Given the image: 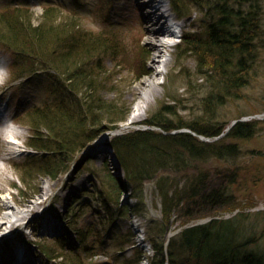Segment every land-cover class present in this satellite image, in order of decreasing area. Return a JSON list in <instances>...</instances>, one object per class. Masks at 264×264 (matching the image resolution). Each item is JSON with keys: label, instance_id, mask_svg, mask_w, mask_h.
<instances>
[{"label": "trees", "instance_id": "1", "mask_svg": "<svg viewBox=\"0 0 264 264\" xmlns=\"http://www.w3.org/2000/svg\"><path fill=\"white\" fill-rule=\"evenodd\" d=\"M40 1L44 10L38 23L32 20L30 6L0 7V39L12 46L18 59L17 71L20 72L15 74V79L42 69L46 71L53 95L44 104L29 109L22 118L33 130L27 144L37 151L42 150L41 154L30 155L25 160L21 179L26 185L31 173L55 177L69 171L75 156L87 143L104 131L119 128L129 114L128 107L103 95L113 85L109 84L110 78L103 74L100 65L107 55L115 54V45L103 38L102 31L79 29L77 21L57 24L55 19L64 15L61 10L63 2ZM109 1L98 0V8L102 9ZM263 2L170 0L181 19L195 11L202 14L198 17L201 29L184 32L177 47L181 53L196 57L198 69L202 71L198 77L208 83L209 89L203 98V117L207 122L180 119L178 127H188L191 131L165 133L139 128L110 136L127 172V180L108 172L109 186L99 189L92 180L91 186L80 192L84 202L80 203L82 208L78 213L81 219L89 213L92 221L87 222L85 218L79 228L76 222H71L77 230L76 243L54 238L49 246L40 244L49 258L60 257L63 264H87L80 251L87 255L91 241L97 245L108 238L120 248L127 243L134 244L135 234L131 228L127 232L131 234L119 233L117 236L115 228L120 225L117 219L129 213H141L142 192L139 189L147 180L155 178L162 169L180 170L193 161L231 160L240 155L241 145L228 142L227 138H249L257 131V121L239 120L220 136L226 127L214 121L215 109L227 96L248 84L257 71L264 47ZM51 68L55 72H50ZM171 107L163 104L144 123L165 130L173 128L166 117V113H173ZM198 134L210 139H201ZM93 173L98 175L97 171ZM207 178L205 173L187 177L181 190L174 193L165 185V179L158 181L164 200L165 227L174 210L186 219L205 216H211V219L184 227L171 236L167 245L165 227L161 232L150 234L154 250L153 256L149 257L150 263L264 264L261 234L251 219L252 213L240 211L229 218L216 217L213 214L216 210L234 208L238 201L229 184L211 187ZM123 190L135 193L139 198L133 208L119 205ZM72 200L77 201L76 198ZM70 204L73 205V201ZM145 257L143 247L136 246L132 258L125 262L139 264Z\"/></svg>", "mask_w": 264, "mask_h": 264}, {"label": "rangeland", "instance_id": "2", "mask_svg": "<svg viewBox=\"0 0 264 264\" xmlns=\"http://www.w3.org/2000/svg\"><path fill=\"white\" fill-rule=\"evenodd\" d=\"M59 1L63 2L61 10L64 15L55 19L57 24L78 22L79 29L97 33L102 31L103 38L115 45V54L107 55L100 65L103 74L110 78L109 84L113 85L103 92L104 97L119 101L128 107L129 117L134 111L135 104L144 98L142 94L144 80H152L153 93L147 98L137 120L131 123L122 122L119 128L104 131L99 140L87 143L75 156L69 171L55 177L31 173L27 176L26 185L21 179L25 160L30 155L41 154L42 150L37 151L27 144L33 130L24 122V115L29 109L53 98V95L48 86L46 71L42 69L36 71L38 73L31 75L27 73L15 79V74L20 72L17 71L16 51L6 41L0 39V117L4 116L0 119V218L8 210L5 198H8L17 209H27L25 213L16 215L12 221L3 219L4 222L0 225V264H20L19 262L26 257L35 264H63L60 257L49 258L39 245L49 246L53 244L54 238L63 239L69 244L76 243L77 230L71 222H76L79 228L85 218L87 222L92 221L89 213L84 219L79 217L78 213L82 208L80 203L84 202L80 192L89 188L93 181H96L97 189L108 187L109 181L106 177L108 172L127 180V172L119 164L110 136L139 128H150L165 133L191 130L188 127H178L180 119L207 122L203 117V98L209 89L208 83L198 77L202 71L198 69L196 57L181 53V49L177 47L184 32L201 29L198 17L202 14L195 11L182 20L178 19V36L172 34L163 36L157 33L152 35L150 27L154 24L146 19V14L151 8L144 5V0H110L102 9L98 8V0ZM166 2L167 7L172 9L170 1ZM7 5L30 6L33 10L32 20L35 23L41 20L44 10L40 0H0V7ZM163 24L161 19L155 26ZM162 39L170 41L171 45L166 51L167 55L162 57L164 62L159 68L153 59L157 52L155 43ZM262 51L261 61L250 82L227 96L224 103L215 109L214 121L227 129L239 120L257 121V131L249 138H227L228 142L233 141L241 145L240 155L231 160L212 158L204 162L193 161L180 170L162 169L155 178L147 180L142 189H139V192H142L140 202L135 193L123 190L118 199L119 205L133 208L139 202L142 203V211L129 213L117 219L120 225L115 228L117 231L115 236L127 233L131 228V232L135 234V242L127 243L120 248L114 246V241L108 238H105L106 243L97 245L91 241L88 244L91 249L87 255L80 251L87 264H126L127 258H132L136 246L143 247L145 251L146 258L141 263L144 264L147 257L154 254L150 234L161 232L166 224L163 213L164 200L159 191L158 181L165 179V185L174 193L181 190L180 187L185 185L187 177L201 173L208 176L211 187L229 184L238 201L234 208L224 207L213 214L219 218H229L240 211L251 212V219L255 221L256 230L261 234L260 246L264 250V47ZM50 72L55 70L51 68ZM142 72L145 74L141 75ZM163 104L172 106L173 113H166V117L173 128L165 130L160 126L144 123L159 111ZM8 126L15 128L13 130L15 132L7 129ZM44 132L47 134V131ZM198 135L201 139H210L203 134ZM12 140L17 143H12ZM105 165L108 167L105 168ZM96 171L98 175H94L93 172ZM73 198L77 201L72 200ZM71 201L73 205L70 204ZM52 218L57 219L62 226L61 229L50 228L49 222ZM208 218L211 216L186 219L174 210L165 227V244L184 227ZM19 250L24 251L25 257L16 259Z\"/></svg>", "mask_w": 264, "mask_h": 264}, {"label": "bare ground", "instance_id": "3", "mask_svg": "<svg viewBox=\"0 0 264 264\" xmlns=\"http://www.w3.org/2000/svg\"><path fill=\"white\" fill-rule=\"evenodd\" d=\"M144 5L151 8L149 13L146 14V19L148 22H152L154 24L153 26L150 27V31H151L152 35L154 33H157V34L163 35V36L170 35L172 29L169 28V26L167 24H163L159 27L155 26V25H157L158 21H160L161 19L163 20L164 16L162 13H159V8L163 7V6L167 7L168 4H167L166 0H144ZM172 32H173V30H172ZM170 45L171 44L168 41L163 40V39L160 40L159 42L155 43V47H156L157 52L154 55L153 60H154V64L158 63L157 66L159 68H160L161 63L164 62V59L162 57L167 55L166 51L169 49ZM157 70H160V69H157ZM142 83H145V87L142 89V94H143L144 98L135 104L133 113L124 122H127V123L130 122L131 123V122H134L135 120H137L141 116V112H142V109H143V107L147 101V98H149L153 93L152 91H153V84L154 83L152 82V80L146 79ZM2 117H4V116L2 115ZM2 117H0V119H2ZM7 129L12 130L11 131L12 133L15 132V131H13V130H15V128H13L11 126H8ZM4 202H5L8 210L6 211L7 213H5V215L2 218H0V225L3 224V222H4L3 219H7L9 221H12V219L16 215L19 216V215H21L27 211V209H23V210L17 209L10 202V200H8V198H5ZM49 225H50V228L53 230H59L62 228L61 224L57 221L56 218H52V220L49 222ZM17 253L19 254V256L25 257L23 250H19ZM14 259H15V256H14ZM26 260H27V262H26ZM30 260H29V257H26L22 260V262L20 264H35Z\"/></svg>", "mask_w": 264, "mask_h": 264}, {"label": "water", "instance_id": "4", "mask_svg": "<svg viewBox=\"0 0 264 264\" xmlns=\"http://www.w3.org/2000/svg\"><path fill=\"white\" fill-rule=\"evenodd\" d=\"M227 130H229V128L227 129ZM204 139V138H203ZM208 219H205V220H202L201 222H205V221H207Z\"/></svg>", "mask_w": 264, "mask_h": 264}]
</instances>
